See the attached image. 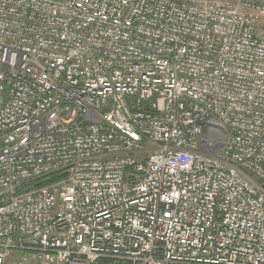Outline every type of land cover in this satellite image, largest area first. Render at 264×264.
Segmentation results:
<instances>
[{
	"label": "built area",
	"instance_id": "built-area-1",
	"mask_svg": "<svg viewBox=\"0 0 264 264\" xmlns=\"http://www.w3.org/2000/svg\"><path fill=\"white\" fill-rule=\"evenodd\" d=\"M262 19L0 0V264H264Z\"/></svg>",
	"mask_w": 264,
	"mask_h": 264
},
{
	"label": "rangeland",
	"instance_id": "rangeland-1",
	"mask_svg": "<svg viewBox=\"0 0 264 264\" xmlns=\"http://www.w3.org/2000/svg\"><path fill=\"white\" fill-rule=\"evenodd\" d=\"M257 33L259 36L264 37V19H262L257 26Z\"/></svg>",
	"mask_w": 264,
	"mask_h": 264
},
{
	"label": "trees",
	"instance_id": "trees-1",
	"mask_svg": "<svg viewBox=\"0 0 264 264\" xmlns=\"http://www.w3.org/2000/svg\"><path fill=\"white\" fill-rule=\"evenodd\" d=\"M55 178H56V177H55L54 175H51V176L48 177V180H49V181H53ZM45 182H46L45 180H44V181H40V180H38V181H37V184L42 185V184H44Z\"/></svg>",
	"mask_w": 264,
	"mask_h": 264
}]
</instances>
